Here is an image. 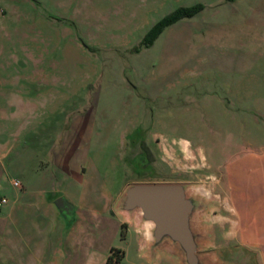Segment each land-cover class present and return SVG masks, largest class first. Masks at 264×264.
Returning a JSON list of instances; mask_svg holds the SVG:
<instances>
[{
  "label": "rangeland",
  "instance_id": "rangeland-1",
  "mask_svg": "<svg viewBox=\"0 0 264 264\" xmlns=\"http://www.w3.org/2000/svg\"><path fill=\"white\" fill-rule=\"evenodd\" d=\"M196 5L141 47L154 23ZM255 154L264 0H0V264H179L148 257L116 214L125 187L187 184L216 234L225 212L209 194H228L221 178ZM202 247L209 264H259L234 242Z\"/></svg>",
  "mask_w": 264,
  "mask_h": 264
},
{
  "label": "water",
  "instance_id": "water-1",
  "mask_svg": "<svg viewBox=\"0 0 264 264\" xmlns=\"http://www.w3.org/2000/svg\"><path fill=\"white\" fill-rule=\"evenodd\" d=\"M2 176L0 166V180ZM64 204L62 199L55 202L59 210ZM208 204L185 183H132L125 187L114 211L125 222L135 221L139 231L147 234L148 257L169 250L179 258V264H209L202 253L200 231Z\"/></svg>",
  "mask_w": 264,
  "mask_h": 264
},
{
  "label": "crops",
  "instance_id": "crops-1",
  "mask_svg": "<svg viewBox=\"0 0 264 264\" xmlns=\"http://www.w3.org/2000/svg\"><path fill=\"white\" fill-rule=\"evenodd\" d=\"M250 163L253 164L247 173L240 169L241 166L237 165L238 167L236 166L237 168L235 167L228 176L225 175L221 178V181L230 189L228 194L222 190H216L215 184L213 185L216 192L209 195L213 194L218 199L220 209L225 212V216L218 220V232L216 234H212L208 229L210 225L207 227L200 225V231L203 235V241L207 240L209 243L222 242V247H220L222 250L228 249L229 243L234 242L254 252L259 259V264H264V155L255 154ZM216 185H221V182L217 180ZM208 224H210V220ZM60 226L64 230V227ZM137 226L135 221H130L127 222L126 228L130 227L142 235L143 233L139 231ZM61 234L60 236H53L48 241L47 246L49 248L46 252H49L53 247H61L63 242ZM208 236L211 238L208 239ZM147 244L143 234L141 248L145 250ZM208 246L212 245L209 244ZM169 252V250H162L156 256ZM144 257L147 256L144 255ZM103 263L106 264V262Z\"/></svg>",
  "mask_w": 264,
  "mask_h": 264
},
{
  "label": "trees",
  "instance_id": "trees-1",
  "mask_svg": "<svg viewBox=\"0 0 264 264\" xmlns=\"http://www.w3.org/2000/svg\"><path fill=\"white\" fill-rule=\"evenodd\" d=\"M202 10V7L199 5L193 7H180L174 10L172 13L164 16L156 23H154L145 35L142 38L140 43L141 47L148 48L153 45V43L157 40V38L162 34V32L168 28L169 26L177 23L178 21L186 18H192L196 14H198ZM120 253V251H114L111 249L110 253ZM122 255V253H120ZM112 254L107 258L106 264H117L118 262L112 261Z\"/></svg>",
  "mask_w": 264,
  "mask_h": 264
},
{
  "label": "flooded vegetation",
  "instance_id": "flooded-vegetation-1",
  "mask_svg": "<svg viewBox=\"0 0 264 264\" xmlns=\"http://www.w3.org/2000/svg\"><path fill=\"white\" fill-rule=\"evenodd\" d=\"M58 210V214L62 216L63 218H68L71 214L70 207L66 204H64L63 208L61 210Z\"/></svg>",
  "mask_w": 264,
  "mask_h": 264
},
{
  "label": "built area",
  "instance_id": "built-area-1",
  "mask_svg": "<svg viewBox=\"0 0 264 264\" xmlns=\"http://www.w3.org/2000/svg\"><path fill=\"white\" fill-rule=\"evenodd\" d=\"M12 185H13L14 187H18V186H20L19 182H17V181H14V182L12 183ZM6 204H7V199H6L5 197H0V209H1L4 205H6Z\"/></svg>",
  "mask_w": 264,
  "mask_h": 264
},
{
  "label": "bare ground",
  "instance_id": "bare-ground-1",
  "mask_svg": "<svg viewBox=\"0 0 264 264\" xmlns=\"http://www.w3.org/2000/svg\"><path fill=\"white\" fill-rule=\"evenodd\" d=\"M186 147H187V144L184 143V148L186 149ZM145 236L147 237V234L146 233H145Z\"/></svg>",
  "mask_w": 264,
  "mask_h": 264
}]
</instances>
